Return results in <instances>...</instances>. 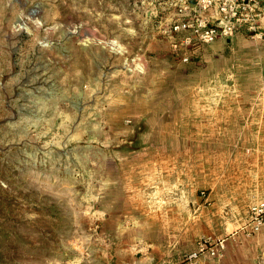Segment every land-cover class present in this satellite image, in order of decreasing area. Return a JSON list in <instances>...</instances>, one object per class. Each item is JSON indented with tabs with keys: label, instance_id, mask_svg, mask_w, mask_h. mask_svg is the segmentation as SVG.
I'll list each match as a JSON object with an SVG mask.
<instances>
[{
	"label": "rangeland",
	"instance_id": "374dc122",
	"mask_svg": "<svg viewBox=\"0 0 264 264\" xmlns=\"http://www.w3.org/2000/svg\"><path fill=\"white\" fill-rule=\"evenodd\" d=\"M152 1L0 0V264L95 262L106 241L97 192L114 164L159 139L140 102L163 93L170 111L191 94L185 74L166 70L195 49L173 48V10ZM140 47L167 64L151 54L145 64ZM160 75L168 89L153 88ZM207 190L197 188L195 209L212 203ZM260 201L232 203L247 220Z\"/></svg>",
	"mask_w": 264,
	"mask_h": 264
},
{
	"label": "crops",
	"instance_id": "0c3cea01",
	"mask_svg": "<svg viewBox=\"0 0 264 264\" xmlns=\"http://www.w3.org/2000/svg\"><path fill=\"white\" fill-rule=\"evenodd\" d=\"M172 2L152 1L154 9L174 10ZM140 50L145 64L147 54L167 64L156 49ZM186 55L188 65L172 58L166 71L185 74L189 83L181 86L191 94L177 96L170 111L162 109L163 93L140 102L139 118L155 122L159 139L114 164L116 176H106L97 192L106 241L93 264H183L204 236L223 248L219 257L201 254L197 264H264V234L247 238L246 215L232 203L264 200V19L259 35L243 30ZM161 75L154 89H168ZM195 137L201 152L205 146L196 161ZM208 174L213 179L204 181ZM200 185L212 203L195 209Z\"/></svg>",
	"mask_w": 264,
	"mask_h": 264
},
{
	"label": "built area",
	"instance_id": "2783aa9c",
	"mask_svg": "<svg viewBox=\"0 0 264 264\" xmlns=\"http://www.w3.org/2000/svg\"><path fill=\"white\" fill-rule=\"evenodd\" d=\"M168 37L174 49L198 47L217 40L231 38L245 30L251 36L259 35L264 19V0H173ZM250 238L264 234V201L249 208L248 217L241 227ZM222 240L205 238L196 243L195 249L187 254L183 264H197L205 252L219 257Z\"/></svg>",
	"mask_w": 264,
	"mask_h": 264
}]
</instances>
